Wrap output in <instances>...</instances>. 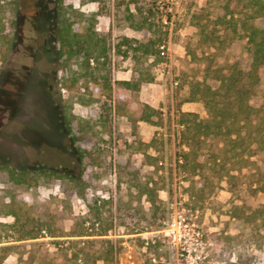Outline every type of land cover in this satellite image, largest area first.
I'll list each match as a JSON object with an SVG mask.
<instances>
[{"label":"rangeland","instance_id":"374dc122","mask_svg":"<svg viewBox=\"0 0 264 264\" xmlns=\"http://www.w3.org/2000/svg\"><path fill=\"white\" fill-rule=\"evenodd\" d=\"M60 1L84 15L81 27L93 22L112 49L117 37L150 36L147 31H134L126 21L128 13L150 11L157 33L165 36L163 62L148 69L153 82L142 84L138 91H121L117 82L132 79L134 62L112 50L111 99L99 86L87 84L88 90L83 82L72 86L55 36V7ZM1 3L6 8V40L0 43V166L46 168L63 175L62 179L41 176L33 186H14L1 172L4 202L12 201L34 218H52L63 235L84 227L99 236H84L80 241H109L114 247L112 259L95 264H264V218L254 215L264 203L263 195L256 192V170L264 171L260 162L245 163L241 172L235 170L239 167L235 163L226 176L180 172L176 161L178 111L206 116L200 102L186 101V82L201 80L200 56L212 52L199 45L191 17L202 13L212 19L221 13L224 0ZM246 47L242 40L226 52H215V64L246 63ZM260 87H264V73ZM99 91L104 95L97 107L101 113L106 109L105 127L97 125L95 136L73 142L62 112L88 119L92 112L77 97ZM147 107L156 114L144 122L141 117L149 113ZM146 186L153 191L154 206L144 194ZM11 222L0 215V223ZM4 229L0 226V241H4L0 246L18 247L2 264H28L26 251L33 242L42 243L35 247V264L68 263L65 254L70 251L64 242L74 238L11 242ZM146 241L154 244L146 246Z\"/></svg>","mask_w":264,"mask_h":264},{"label":"trees","instance_id":"16d2710c","mask_svg":"<svg viewBox=\"0 0 264 264\" xmlns=\"http://www.w3.org/2000/svg\"><path fill=\"white\" fill-rule=\"evenodd\" d=\"M0 0V43L6 40V8ZM136 15L128 13L126 21L134 31H147L150 36L141 39L120 36L113 49L109 40L95 31L94 23L81 27L83 14L71 7L57 2L55 7V36L59 45L58 53L68 69L72 86L85 83L99 86L109 99L113 92L110 76L111 51L121 58L130 57L134 62L132 79L119 81L121 91H138L144 83H152L154 77L148 71L150 66L162 63L165 53L161 49L165 36L157 33L153 15ZM192 24L196 29L198 43L201 47L212 50L203 52L201 60V80H189L187 102H200L206 116L200 117L194 112L178 111V155L176 158L180 172L232 173L236 163L241 172L245 163L260 162L264 167V87H260L264 73V0H224L221 13L212 19L208 15L193 14ZM262 20L258 26L256 21ZM157 33V34H156ZM245 40L248 59L246 63L236 60L231 64L217 66L215 52H226L234 44ZM151 60V63H148ZM65 84V83H64ZM100 91L95 95L80 94L77 102L92 112L88 119L63 113L64 126L73 142L80 143L96 135L97 125L105 127L106 109L103 113L97 105L104 95ZM117 98V90L114 91ZM149 113L141 117L149 122L156 111L147 107ZM101 109V107H100ZM108 110V108H107ZM251 158H255L251 161ZM259 166V167H260ZM256 192L264 198V171L257 168ZM5 173L14 186H33L41 176L62 179L63 175L49 169L35 171L17 170L8 165L0 166V173ZM223 178V177H221ZM144 194L152 206L155 197L150 187L146 186ZM0 196V215L10 217V224L0 223L6 238L11 242L37 240L44 237H71L65 241L70 251L67 264H95L98 260L112 259L114 247L109 241L87 239L84 236H99L87 232L84 227L73 228L68 235L54 226V220L34 218L12 201L4 202ZM254 215L264 218V203L256 209ZM75 219V218H74ZM85 223V222H83ZM93 228V224H92ZM1 237V233H0ZM1 240V239H0ZM4 241H0L2 243ZM83 244L80 246V244ZM42 243H31L26 251L28 264H35L37 254L35 247ZM17 245L0 246V264L17 248ZM106 248L104 251L103 249ZM20 253L19 260L23 261ZM106 254V256H105ZM25 261V260H24Z\"/></svg>","mask_w":264,"mask_h":264},{"label":"built area","instance_id":"2783aa9c","mask_svg":"<svg viewBox=\"0 0 264 264\" xmlns=\"http://www.w3.org/2000/svg\"><path fill=\"white\" fill-rule=\"evenodd\" d=\"M162 48V47H161ZM175 221L173 223L170 224L171 228L175 227ZM149 244H154V241H151L150 243H148V241L145 242V245L148 246ZM153 261H155V259H152Z\"/></svg>","mask_w":264,"mask_h":264}]
</instances>
